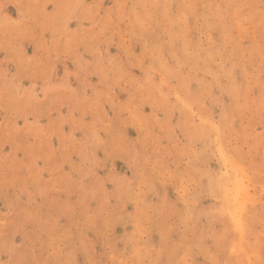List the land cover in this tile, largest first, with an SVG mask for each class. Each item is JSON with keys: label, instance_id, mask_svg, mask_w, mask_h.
I'll return each mask as SVG.
<instances>
[{"label": "rangeland", "instance_id": "1", "mask_svg": "<svg viewBox=\"0 0 264 264\" xmlns=\"http://www.w3.org/2000/svg\"><path fill=\"white\" fill-rule=\"evenodd\" d=\"M0 264H264V0H0Z\"/></svg>", "mask_w": 264, "mask_h": 264}]
</instances>
